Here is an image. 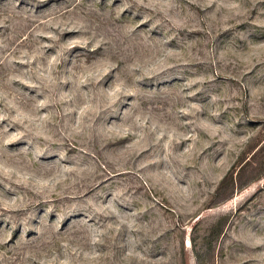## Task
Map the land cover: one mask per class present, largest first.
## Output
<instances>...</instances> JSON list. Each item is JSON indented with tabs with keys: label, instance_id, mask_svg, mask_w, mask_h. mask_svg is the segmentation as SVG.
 <instances>
[{
	"label": "rangeland",
	"instance_id": "rangeland-1",
	"mask_svg": "<svg viewBox=\"0 0 264 264\" xmlns=\"http://www.w3.org/2000/svg\"><path fill=\"white\" fill-rule=\"evenodd\" d=\"M264 0H0V264H264Z\"/></svg>",
	"mask_w": 264,
	"mask_h": 264
},
{
	"label": "trees",
	"instance_id": "trees-1",
	"mask_svg": "<svg viewBox=\"0 0 264 264\" xmlns=\"http://www.w3.org/2000/svg\"><path fill=\"white\" fill-rule=\"evenodd\" d=\"M261 163L262 162L256 163V166L253 168L252 174L248 180H242L241 177H242L243 167L249 165L250 163L241 165L235 174H233L232 172L225 174L218 184V187L215 191V195H217L220 192V190L225 188L227 185H229L230 188L232 189L241 188L248 181H254L262 177L264 175V165L262 166Z\"/></svg>",
	"mask_w": 264,
	"mask_h": 264
}]
</instances>
